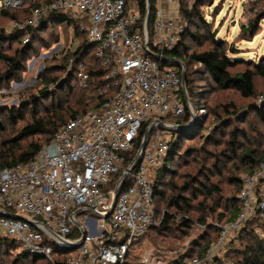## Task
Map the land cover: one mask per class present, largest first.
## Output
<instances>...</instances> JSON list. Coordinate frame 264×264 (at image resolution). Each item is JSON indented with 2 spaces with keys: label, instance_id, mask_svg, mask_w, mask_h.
<instances>
[{
  "label": "built area",
  "instance_id": "2783aa9c",
  "mask_svg": "<svg viewBox=\"0 0 264 264\" xmlns=\"http://www.w3.org/2000/svg\"><path fill=\"white\" fill-rule=\"evenodd\" d=\"M147 2L141 14L127 0H51L29 19L44 11L85 18L78 29L113 90L55 131L32 160L0 169V237L49 264H121L130 246L160 222L154 175L182 127L177 119L195 108L186 99L184 65L164 53L179 38V19L153 0L150 25ZM22 3L0 0L2 7ZM80 58L73 75L87 86L93 78ZM237 197L238 215L223 224L207 219L219 227V238L183 264H215L252 221L255 239L264 240V161L243 176Z\"/></svg>",
  "mask_w": 264,
  "mask_h": 264
},
{
  "label": "rangeland",
  "instance_id": "374dc122",
  "mask_svg": "<svg viewBox=\"0 0 264 264\" xmlns=\"http://www.w3.org/2000/svg\"><path fill=\"white\" fill-rule=\"evenodd\" d=\"M182 1L184 8L195 4L192 10L195 24L182 18L177 0H167V9L169 8L172 16L177 11L175 17H178L182 30L189 28L190 31L198 30L203 34L201 40L185 35L190 52L209 48L213 37L223 41L226 47L233 45L237 49V53L227 51L230 57L245 59L250 64L264 57V0ZM44 4V0H23L20 6H0V50L15 56L20 63L6 82H0V140L14 136L25 123L43 116L46 111L69 106L73 99V93L67 87L59 85L64 83L69 70L79 65L72 53L84 41L85 34L75 28L74 22H79L80 25H85L86 22L79 15L67 13L72 23L46 21L42 24L41 19L46 20L50 11H44L35 21L29 22L33 9ZM130 4L137 5L134 2ZM257 13L260 18L255 33L252 36L249 33L242 35V26L247 25L248 20ZM202 21L207 23L209 31H202ZM84 59L86 62L87 57ZM250 64L240 63L233 70L242 71L251 67ZM188 67L190 71L201 66L192 64ZM0 70H5L1 63ZM74 77L71 85L75 89L81 84ZM193 77L191 93L186 88V99L194 106L195 111L188 114L185 110L182 119H177L183 120L185 115L188 116L187 121L181 124L184 127L176 130L178 143L166 160L167 170L162 176L163 184L159 189L167 197L171 187L170 179L176 183L186 181L190 187L183 194L194 198L191 204L199 207L214 203V199L224 201L222 198L226 197V190L233 187L230 176L237 174L242 178L244 175L241 171L244 167L242 156L264 153V114L249 110L250 104L259 103L264 96V79L255 75V95L242 97L230 89H217L203 71ZM109 89L102 83L98 89L87 90L86 94L107 93ZM199 109L203 111L200 112ZM259 109L264 111V107ZM10 110L14 117H11ZM233 111L238 116L232 118L230 124H226V119ZM232 130L237 131L236 137L231 135ZM31 139H36V136H27L20 144ZM203 183L216 186V189L212 194L206 193ZM164 207L165 199L162 198L157 202L158 210H162L159 212L161 215L165 212ZM159 213L156 212L158 218ZM185 229L173 234L162 232L161 235L154 230L148 231L130 246L122 263L172 264L180 253L192 248L203 233V226L198 223ZM163 241L171 242L172 247L164 246ZM19 251V248H14L4 253L8 255L5 258L8 264L15 261Z\"/></svg>",
  "mask_w": 264,
  "mask_h": 264
},
{
  "label": "trees",
  "instance_id": "16d2710c",
  "mask_svg": "<svg viewBox=\"0 0 264 264\" xmlns=\"http://www.w3.org/2000/svg\"><path fill=\"white\" fill-rule=\"evenodd\" d=\"M51 0H44L48 3ZM128 2H134L137 4L140 13L143 14L145 11L146 0H127ZM179 6V12L182 18H186L190 24H195L193 22L192 10L195 8V4H191L188 8L183 7V1L177 0ZM153 0H151L150 6V17L149 24L153 20ZM3 13H6L2 9ZM259 14L257 13L254 17L248 20L247 25H243L241 28V34L245 35L249 33L252 36L259 23ZM82 21L85 18L81 19ZM46 21L48 23L58 21L62 24L72 23L67 13L51 11L46 20L41 19L42 24ZM86 22V20H85ZM75 28H79V22H74ZM203 28L202 31H209L207 23L202 21ZM84 33V32H83ZM85 34V33H84ZM189 34L193 39L201 40L203 34L199 33L198 30L190 31L189 28L183 29L179 33V38L177 39L174 47L170 50L164 51V53L170 57L176 58L185 67V86L187 90L191 93L192 82L194 75L203 71L211 81L214 86L220 90L230 89L239 93L242 97H251L255 95V81L254 76L264 79V57L259 61H254L248 63L245 59L239 57H230L227 51L231 53H237V49L233 46H225V43L221 40H216L211 38V44L209 48L201 49L199 51H189L186 45L185 35ZM76 57L80 56V60H84L87 71L93 78V83L88 86H78L73 88L71 79L75 78L73 75V69L67 73L64 83L59 86H65L68 91L73 93V99L69 106L59 107L51 112H45L43 116L31 119L29 122L25 123L18 132L7 139L0 140V169L4 167H10L18 163H26L34 158L40 147L47 143L55 131H57L62 125H64L70 119L85 113L89 109L99 106L101 102L111 97L113 90L109 89L107 93H94L86 94V91L91 89L92 91L98 89L102 83H106L105 70L101 67L100 63L95 59L93 54V46L88 44L85 39L72 53ZM74 59V60H75ZM0 63L4 66L5 70H0V82L4 81L12 75L19 68V61L16 57L9 55L0 50ZM246 63L252 65L251 67H246L242 71L233 70L238 64ZM192 64H199L200 68H195L189 71L188 66ZM58 86V87H59ZM45 91H41L42 93ZM264 94V90H262ZM259 107H264V96L261 97L259 103L250 104V109L259 112L260 115L264 114V111L259 109ZM259 109V110H258ZM11 111V110H10ZM18 114H21L18 112ZM11 117H14L11 111ZM238 116L237 112L233 111V114L226 119L225 123L230 124L232 118ZM182 119V118H181ZM177 120L179 124H184L188 116L185 115L183 120ZM237 130V129H236ZM237 132V131H236ZM235 130L231 131V135L236 137ZM178 133L173 132L172 138L169 141L168 150L165 154V163L159 167L156 171L157 174L153 179V203L155 208V213L157 214L162 210H158L157 202L160 199H165L166 207L163 208L165 212L162 215L159 213V223L150 226L146 232L154 230L156 234L162 232L173 234L175 231L186 230L185 228H192L194 223H198L203 226V233L200 235L199 239L189 250L187 249L184 253H180L178 257L173 261L172 264H183L185 259H191L193 257H198L203 255L206 248H208L211 243L215 242L220 235V229L214 224L207 223V218L210 217L212 222L223 224L234 219L241 209L242 202L238 199L237 195L242 185V178L233 174L230 176L232 188L226 190V197L221 199H214V203H207L202 206H196L191 204V200L194 198L186 197L183 192L187 190L190 185H187L186 181L183 183H176L174 180L170 179V191L167 197L159 189L163 184V174L166 173V160L170 157L172 152L178 143ZM27 136H36V139H31L25 144H20V141ZM245 158V159H244ZM244 167L241 169L243 176L250 174L260 162L264 161V153L252 154L241 157ZM206 193L212 194L216 189V186H207L203 183ZM169 209H173L171 212ZM253 221L249 222L247 226L242 229L238 236L239 242L237 245L231 244L229 242L225 247L222 256L215 257V264H264V240L256 241L253 230ZM164 246L172 247L171 242L163 241ZM14 248H19L18 244L8 238L0 237V264H8V255H5L6 251H12ZM5 253V254H4ZM4 254V255H3ZM227 261V262H226ZM9 264H49L48 261L42 257L31 255L23 250H20L16 254V259ZM123 264V263H122Z\"/></svg>",
  "mask_w": 264,
  "mask_h": 264
},
{
  "label": "crops",
  "instance_id": "0c3cea01",
  "mask_svg": "<svg viewBox=\"0 0 264 264\" xmlns=\"http://www.w3.org/2000/svg\"><path fill=\"white\" fill-rule=\"evenodd\" d=\"M170 1L172 2L173 0H170ZM161 7H162L163 12L165 13V15H168L170 17H175L178 14L177 11H176L175 16H172L171 14H169L171 11L169 10V8L167 9V0H161Z\"/></svg>",
  "mask_w": 264,
  "mask_h": 264
},
{
  "label": "water",
  "instance_id": "95a60500",
  "mask_svg": "<svg viewBox=\"0 0 264 264\" xmlns=\"http://www.w3.org/2000/svg\"><path fill=\"white\" fill-rule=\"evenodd\" d=\"M147 4H148V7H150V2H149V0H148ZM175 63H178V64H179V61L176 60ZM182 127H184V126H182ZM182 127L180 126V128H182ZM78 244H79V243L75 244V246H77ZM75 246H74V247H75Z\"/></svg>",
  "mask_w": 264,
  "mask_h": 264
}]
</instances>
